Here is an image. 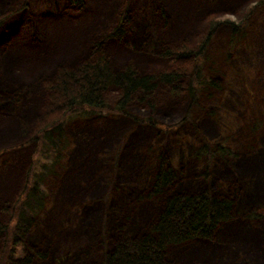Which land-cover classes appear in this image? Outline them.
<instances>
[{
	"label": "rangeland",
	"instance_id": "374dc122",
	"mask_svg": "<svg viewBox=\"0 0 264 264\" xmlns=\"http://www.w3.org/2000/svg\"><path fill=\"white\" fill-rule=\"evenodd\" d=\"M84 1V7H74L68 0H0V20L5 19L6 25L2 34L0 33V84L6 90L7 86L4 84L13 85L12 90H0V151L13 148L12 151L0 155V208L6 203L14 202L23 192L26 170L32 159L33 144L30 142L42 125L40 120H47L43 117L49 95L46 83L56 80L60 68L74 69L73 66L76 64L85 62L93 41L101 39L116 25L125 7L128 6L132 19L125 37L128 42L119 41L116 45L108 47L109 43L108 48L106 47L113 64H119L113 56L127 59L131 56L130 60L138 67L141 61L147 60L149 56L150 69L147 67L148 69H143L140 73L174 70L183 76L180 82L184 87L187 75L193 69V60L179 57L168 62L159 56L162 51L154 44L135 47L132 44L136 38L134 23L135 25L142 23L141 27L144 28L148 20L156 22L160 15L157 13L162 11L161 2H164L166 7L172 9L173 24L179 26L178 45L186 43L187 47L198 50L203 36L208 33L213 21L230 20L238 24L248 12L257 7L258 10L254 13L252 21L248 26H244L242 37L233 45L232 53L234 64L238 68H249L264 73V4L261 7L258 5L262 0ZM61 23L64 25L60 27ZM191 25L196 27L190 28ZM77 29H80V32L71 35L72 30ZM217 33L206 51L208 54H221L227 48L230 30L220 26ZM176 34L178 35V32ZM156 37L161 38L157 33ZM74 42L79 49L71 57L72 63L62 62L65 58L62 56L65 46L69 47ZM25 46L31 47L32 49L28 51L38 56L36 69L32 67L29 69L27 66L22 69L15 67L19 64V60L11 63L5 61L8 57L16 56L20 48L26 49ZM49 47L51 48L47 52L43 51ZM71 48L69 47V50ZM152 52H157L153 53L157 56H151ZM134 53L141 56L135 58ZM50 59L52 60L48 64L47 61ZM122 67L116 65L117 69ZM226 75L229 77V73ZM262 85L264 86V82ZM157 89L156 97L153 96L160 101L156 104V116L171 128L169 135L147 127H135L130 117L134 114L145 116L149 112L148 106L139 102L130 104L131 116L127 115V117L118 114L105 116L102 114L103 111L96 110V113L101 112L102 124L97 126L87 123L93 128L91 134L87 136H79L75 129H71L74 127V123L71 122L74 117L71 115L74 114L71 112L75 111L69 113L63 111L66 114L63 116L65 115L69 125L73 124L68 128V135L71 134L70 141L60 136L59 146L51 148L47 154L38 152L35 157V160L39 157V161L41 159L45 164L42 172L46 173L47 178L44 182L41 180L40 190L42 194L44 193L45 205L48 206L37 216V225L28 237L31 242H41L42 250L46 248L49 256L46 259L35 257L33 264L101 263L105 252L112 247L109 243L110 237L117 242L124 237L135 236L129 225H126L129 228L128 232L116 234V227L122 223L125 216L131 215L132 219L139 218L143 223L148 224L154 211L161 208L165 201L154 200L153 206L143 204L135 186L143 182V178L147 175L150 176L148 173L150 170L158 168L157 157L153 150H159L160 145H164L165 152L171 155V166L178 173L174 187L178 188L179 194L189 193L187 190L189 184L186 185L187 188H181L180 174L185 175L186 178L190 175L188 181H195L193 170L199 171L198 169H202L203 166L212 167V173L217 176L222 173L240 178L238 185H235L236 193L231 197L237 199L236 213H241L235 216L232 223L221 227L224 228V232H234L239 237L232 236L230 240H226L225 234L217 232L213 238L214 242H201L199 250L191 258L186 257L187 259L182 262L174 259L171 261L175 264H264V194H262L264 164L260 162V165L251 166L257 168L255 172L243 169V166L247 167V162L239 158L238 153L242 154L244 141L238 139H235L236 148H232L234 157L227 162L213 157V166L212 162L207 164L204 159L197 160L194 156H190L188 151L175 153L172 144L166 142L173 141L179 135H191L194 127L199 123L208 124L210 127L209 133L204 131L208 135V140L219 141L225 130L223 118L208 117L204 112L212 111L213 115L219 114L221 106L224 108L225 104L219 97L213 99L212 95H207L202 98L199 109L191 110L192 103L185 93L176 95L172 88L163 85H159ZM111 92H113L109 96L111 104L107 111L112 110L113 99L116 98L114 96L116 92ZM249 92L252 100L258 101L259 97L254 94L253 89L249 88ZM29 93H31L28 96L29 102L18 100ZM260 93L263 99L264 92ZM6 94L8 97H14L15 100L12 103L8 102ZM260 107L264 113V101L260 103ZM81 110L92 111L87 107H82ZM81 110L80 112L83 113ZM114 133L116 137L113 139ZM187 144L192 145L189 141ZM144 154L150 156L151 163ZM48 157L50 162L47 160ZM77 167L78 170L75 172L73 169ZM227 177L229 176H222V181ZM217 181L212 177V187ZM219 184L222 188V183ZM220 189L218 188V191ZM177 192L169 188L168 193L177 194ZM246 210L249 215L254 216H242V212ZM145 211L152 212L148 218L137 215ZM10 216V212L0 211V224L8 223L11 220ZM69 217L70 222L75 218L77 223L71 225ZM16 223L17 219L10 226L6 255L0 264H8L7 257L17 259L25 255L26 245H14ZM129 224L133 223L129 222ZM103 232L107 236L104 239L109 243L108 245L102 242ZM2 244L3 238H0V248ZM168 249L170 253H165L167 260L171 259L175 252L184 254L185 249L189 248L177 244Z\"/></svg>",
	"mask_w": 264,
	"mask_h": 264
},
{
	"label": "trees",
	"instance_id": "16d2710c",
	"mask_svg": "<svg viewBox=\"0 0 264 264\" xmlns=\"http://www.w3.org/2000/svg\"><path fill=\"white\" fill-rule=\"evenodd\" d=\"M68 1L74 7H84L85 3L84 0ZM263 4L264 0L258 5L261 7ZM128 9L127 6L124 12L119 15V21L116 26L110 30L118 35L123 34L122 37L126 35L127 24H129L130 21L127 22L129 18ZM256 10H258V8L254 7V10L248 12L241 20V23L238 24L235 21L230 20L213 21L210 30L203 36L198 50L187 47L186 43H182L174 49L161 52L160 56L168 60V62H172L175 58L179 57L193 60V69L187 75L184 87L180 82V79H182L183 76L174 70L166 69L160 73H146L145 71V73H140L143 69H150V67H148V65H150L148 59L141 61L138 67L134 66L131 62L115 64V66H123L122 68L116 69L117 72L113 70L114 67L112 66V63L103 60V58L95 61V63L90 62L89 60H86L85 62L82 61L73 66L74 69L66 67H63V69L60 68L57 72L56 80L54 82L46 83V86L49 89V95L48 102L43 111V117L47 118V120H40V124L42 125L37 129V132L33 136V140L36 142V148L33 153V162L26 171V182L24 184L23 192L18 198L16 197L17 199L14 202L6 203L0 208V211L3 213H11V220L6 224H0V238H3V244L0 248V261H3V258L6 255L5 252L11 231L10 226L13 221L17 219L14 228V245H25V238L28 237L29 233L33 232L37 225V216L39 213L42 214L45 210L44 206H46V199H44V193L42 194L40 190L42 188L41 180L44 182L45 178H47L46 173L42 172L45 164L41 162V159L39 161V157L35 160V157L38 155V152L47 154L51 148L54 149L60 144V136L54 135L50 131L52 126L48 120L51 119L52 115H60L62 109L65 113L69 110V113L75 109L81 110L82 107H87L93 112H96V110L107 112L111 104L109 96L113 93L111 91H114L116 92L114 94L116 98L113 99L114 104L110 111L122 114V117H127V115H130V104L133 102H139L141 105L148 106L149 112L146 113L145 116H137L134 114L130 117L135 127H147L169 135L172 131L171 128L165 125V123L156 116L155 103L158 99L155 98V95L158 86L163 85L165 87H170L176 95L177 93L187 94V97L192 103L190 104L191 110L199 109L201 107L202 98L210 95L208 93H210L211 90L219 87L220 84H222V81L226 80L224 77L218 78L217 72L212 71V67L214 64L227 65L234 62L232 53V49H234L233 45L237 43L240 37H242L245 29L244 26H248L252 21V17ZM2 23H5V19L0 20V24ZM220 26L227 27L231 33L230 36L228 35L229 43L227 48L222 51L221 54H208L206 51L209 49L212 41L216 38ZM103 38L104 37H102L100 41H102ZM76 51L77 50H73L67 54L63 53L62 56L65 58L62 62L69 61L72 63L70 59L74 56ZM210 65L212 67H210ZM4 85L10 88L13 86L11 84ZM76 99H81L85 102L80 104ZM81 111L83 114H87L90 110ZM204 113L205 115L208 114V117H215L217 115H213L212 111H205ZM190 114H192L191 111ZM189 117L190 116L188 115V118ZM46 123L47 125H45ZM189 136L190 135H188V137ZM179 147H182L180 151L181 153L188 151L183 145ZM160 149H164V151L166 150L164 145H160L159 150ZM219 150H221L222 156H226L229 159L234 157L232 149L227 144L220 146ZM193 152L194 158L201 160L202 157H207L208 161L211 162L213 161V157H217L218 149L215 145L207 144L196 146ZM47 160L50 162L49 157ZM39 165L40 167H38ZM117 165L118 164H116V166ZM160 168L165 170V167L162 164L160 165ZM202 169L205 170L204 168ZM168 170L174 172V174L177 172L175 168H170ZM206 170L210 171L209 166ZM260 178L262 179V176H260ZM217 198L218 197H212L208 194L201 196L179 195L170 198L171 200L168 201L167 206L169 216L167 218H169V221L162 220L161 222L160 220V224L155 225L153 228L154 230L148 232L146 237L139 239L138 237L132 238L131 236H128L114 242V245L123 248L122 255L111 256L109 255V252L106 251L104 254L106 260H108L109 264H111L110 260H112L113 264H166V254L163 252V249L167 246L169 247L171 245L173 246L182 243L184 240L188 239L189 236L212 240L217 230L222 227L220 222L232 218L233 215H230L229 211L232 209V205H234L235 201L231 197L221 204ZM216 203H219L221 207H218ZM193 223L201 224L199 230H193L197 229L195 226L191 227ZM24 253L25 255L23 258L12 259L11 257H7L6 260L9 259L8 264H32L28 249L25 248Z\"/></svg>",
	"mask_w": 264,
	"mask_h": 264
},
{
	"label": "bare ground",
	"instance_id": "6f19581e",
	"mask_svg": "<svg viewBox=\"0 0 264 264\" xmlns=\"http://www.w3.org/2000/svg\"><path fill=\"white\" fill-rule=\"evenodd\" d=\"M128 17L129 18L127 22L130 20L129 24L131 25V21H132L131 15H129ZM118 21H119V18L117 22ZM129 24H127V33L124 37H122L123 34L118 35L109 30L105 33L104 36H102L104 37L102 41H100V39H95L93 41L94 43L92 45V48L90 49L88 53L87 60L95 63V61L101 60L103 58V60L109 61V63H112V66L114 67L115 64H113L109 54L107 53L106 47L111 41L119 40L121 42H128L125 39V37L127 36L128 31H129L128 30ZM63 25L64 23H61L60 27ZM142 25H143L142 23L141 24L137 23L136 25L134 23V26H133L135 28L136 38H135V42H132V44L135 47H146L149 44H154L161 51H164V50L174 49L178 46V42H180V38H179L180 33L178 31L179 26L173 24V21L169 13L167 12L162 13L161 16L156 20V22L148 20L147 25L144 28L141 27ZM195 27L196 25L190 26V28H195ZM5 28H6L5 23L0 24V33L3 32ZM64 32H67V31H64ZM78 32H80V29H77L75 31L72 30L71 35H75ZM177 32H178V35L176 34ZM156 33L159 34L161 38L157 39ZM167 39H168V42H167ZM25 48L27 50L32 49L31 47H28V46H25ZM73 50H74V46H72L70 50L64 53H69ZM30 58L32 62V69H35L38 65V56L31 55L30 57V55L24 48H20L18 52L16 53V56L8 57L5 59V61L11 63V62H14L15 60L16 61L21 60V59L29 60ZM113 58L119 64H122L124 61V58L122 56H113ZM15 67L22 68L23 65L16 64ZM210 67L212 66L210 65ZM116 69L117 68L115 66L113 70L117 72ZM212 71L217 72L218 78H221V77L226 78V80L222 81V84H220L219 87L214 88L209 93L210 95L213 96V99L219 97L223 101V104H225L223 107L227 110V111L224 110V108H222L221 106V112L219 114L217 113V115L215 116L216 118H219V119L223 118V124L225 127L224 133L221 135L220 140L219 141L218 140H208L207 139L208 135L206 133L210 132V127L208 126V124L200 125L199 123L197 124L198 126L194 127L192 134L189 137L187 134H183L177 137L176 139H174L173 141H169V142L167 141L166 143L172 144L173 151L175 153H179L182 149V147H179V146L183 145V147H185L188 150V152L191 154L190 156L192 157L194 156L193 151L195 150L196 146L212 144V145H215L216 148L218 149L217 157L219 158V160L223 162H227L229 158L221 155V150H219L220 146L227 144L231 149L233 147L235 149L236 148L235 139H238V140L244 141L245 143V146L242 147L243 149L242 154L240 155V153H238L239 158L241 157L244 159V161L247 162V167L243 166V169H247L248 171L255 172L257 171V168L251 167V166L260 165L259 164L260 162L264 164V135L261 136V134L264 132V113L262 111V108L260 107V103L264 101V98L262 99L261 93H260L262 91L264 92V86L262 85V83L264 82V73L253 70V69H249V68L240 69V67L238 68L234 64V62H231L227 65L214 64V66L212 67ZM228 73H229V77L226 75ZM3 88L4 86L0 84V90H6ZM249 88L253 89L256 96L259 97L258 101L254 102L252 100V97L249 92ZM9 89L11 88L7 87V90ZM6 93L10 95L9 92H6ZM7 94L6 96L8 97ZM30 94L31 93L21 96L18 100H22L23 102H29L28 96H30ZM185 96H187V94ZM8 99H9L8 102H11V103L15 100L14 97H8ZM76 101L80 104H83L85 102L81 99H76ZM159 102L160 101L158 100L156 101L155 104H158ZM78 110L79 109H75L74 110L75 112H71L72 114H74V115H71V116H74L73 120L71 121L72 123H74V127L71 129H75L76 133L78 132V134H80L79 136H87L91 134V132L93 131V128L91 126H88L87 123L96 124L97 126L102 124L101 122L102 119H100L101 117L97 113L91 111L87 114H83L80 112V110L79 111ZM63 114L64 112L62 109V112H60V115L51 116L49 123L52 127L50 131L54 135L67 138L70 141L69 138L71 134L68 135V128L69 126L73 124L69 125L65 117L66 114L64 116ZM93 117H96V118L91 119ZM261 131L263 132L261 133ZM115 137H116V133H114L113 139ZM188 141L192 144L191 146L187 144ZM153 153L157 157L156 163L159 164V167L158 168L155 167L154 169L150 170L148 172L150 173V176L147 175L146 178H143L144 179L143 182L136 184L135 187L138 190L137 194L139 195L143 204L153 206L155 204L152 203V201L160 200V199H164L165 202H163L164 204L161 208L154 211V215L148 221L149 222L148 224L143 223V221L139 220V218L132 219L131 215L125 216L124 220H122V223L116 227V234L124 233L126 231L128 232L129 231L128 229L130 228V230L134 232L135 234V236H131L132 238L138 237L140 239V238L146 237L148 232L154 230L153 228L155 225L160 224V220L161 222L162 220L169 221V218H167L169 217L167 206H168V201L171 200L170 198L172 197H176L179 195L201 196V195L208 194V195H211L212 197L214 196L218 197L217 200L220 201V203L222 204L225 202V200L230 199L231 196L236 193L237 186L235 187V185L238 184V182L240 181V178L234 177L232 175L222 174V173L219 176H217L215 173H212L211 171L212 167L211 168L209 167L210 171H208L206 170L208 166H206V168L203 166L205 170L198 169V168L197 169L199 171L193 170L194 171L193 180L195 181H192V182L188 181L190 175H188V178H186L185 175L180 174L179 178L181 181V188H187L186 185L189 184L187 188V190H189V193L179 194L177 192L178 188L174 187L178 179V173L176 172L174 174V172H170V170H168L170 168H174L173 166H171L172 164L171 155H168L164 151V149L153 151ZM171 153L174 154L173 152ZM144 155L148 159L147 161L151 163L152 160L150 159V156L146 154ZM167 155L170 157H168ZM202 159L206 160L208 164L209 161L207 157H202ZM211 162L213 166L214 160ZM161 164L165 167L166 171L160 168ZM198 166H199V163H198ZM73 170L77 172L78 167ZM222 176H229V177H227L225 181H222L223 180ZM212 177L218 180L216 184L214 185L215 189L214 187H212ZM262 182L264 183V181ZM219 183H222V188ZM195 184H197V186H193ZM169 188L171 189V191L177 192V194L176 193L169 194L168 193ZM218 188L219 189L221 188L220 191H218ZM262 194H264L263 187H262ZM232 199H234L235 201L229 213L230 215H233V216L231 219L229 218L226 220H222V222H220L221 226L229 225L230 223H232L235 216L241 213V212L238 214L236 213L237 199L233 197ZM217 205L218 207H221L219 203ZM47 206L48 205L44 206V209L47 208ZM151 213L152 212L145 211L137 215L140 217L148 218ZM242 213H243L242 216H247V217L254 216V215H249L248 210ZM70 221L71 219L69 217V222ZM129 222H132L133 224H129ZM75 223H77V221L74 218V220L70 222V224L73 225ZM126 225H129V228ZM194 226L197 229H193V230L196 231V230H199V227H201V224L193 223L191 227H194ZM104 238H107L105 232H103V235H102V242L106 243V240ZM231 238H232V235L225 236L226 240H230ZM206 240H208V238L189 236L188 239L184 240L182 243H179L189 249H185L186 252H184V254L182 252H175L171 256V259L169 258V260H167V257L165 256L166 264H175L171 261L172 259L178 262H182L184 259H187L186 257L190 256L191 258L199 250L198 249L199 244ZM109 243L110 245H112V247L108 251L109 255L111 256L122 255L123 248H120L114 245V241L112 240V237H110ZM109 243L107 242L106 244L108 245ZM25 245L27 246L28 254H29V257H31L32 264L34 262L35 257H40L41 259L48 258L49 256L48 252L46 248L44 249V251L42 250L41 242H38V241H36V243L31 242L29 241V237H27L25 238ZM100 246H103V245H100ZM169 247H172V245ZM45 252H47V254ZM163 252L164 253L168 252L167 254L170 253L168 246L163 249ZM101 263L109 264L105 256L102 257ZM110 263L113 264L112 260H110Z\"/></svg>",
	"mask_w": 264,
	"mask_h": 264
}]
</instances>
